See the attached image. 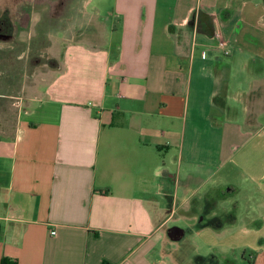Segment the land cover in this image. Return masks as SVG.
<instances>
[{
  "label": "crops",
  "instance_id": "obj_1",
  "mask_svg": "<svg viewBox=\"0 0 264 264\" xmlns=\"http://www.w3.org/2000/svg\"><path fill=\"white\" fill-rule=\"evenodd\" d=\"M108 16L34 87L18 88L10 65L0 78V98L21 95L11 130L0 128V264H175L167 223L198 212L214 179L246 182L243 221L264 207V121L253 115L264 90L251 59L264 58L252 31L264 0H113ZM226 59L251 83L238 92L242 117L222 96ZM256 251L251 264H264V239Z\"/></svg>",
  "mask_w": 264,
  "mask_h": 264
},
{
  "label": "rangeland",
  "instance_id": "obj_2",
  "mask_svg": "<svg viewBox=\"0 0 264 264\" xmlns=\"http://www.w3.org/2000/svg\"><path fill=\"white\" fill-rule=\"evenodd\" d=\"M112 4L113 0H0V74H2L0 78L3 79L1 81L5 84L7 68L12 66L17 73L14 77L18 88L21 89L22 85L34 87L36 75L55 62L54 55H57L64 46L69 45L77 37L85 36L84 32H87L86 28L91 24H95L101 30L98 20L105 23L112 21L108 16ZM95 9L100 10L94 16ZM252 31L257 39L262 40L261 46L258 44L253 49L264 57V27ZM251 59L254 62V77H258V83L254 85L257 90H264V85L262 86L264 79H259L264 77V58L263 62L255 57ZM226 60L228 61H225L224 65L229 71L221 77L220 83L229 81V88L222 96L226 100L230 116L242 117L243 101L238 92L247 89L246 86L251 83L245 80L243 72L242 74L237 70L240 69L239 66L229 59ZM9 93L10 97L3 93L5 97L0 98V128L4 130H11L16 112L12 104H17L21 100V95L13 94L12 90ZM260 108L262 110H255L253 115L260 113L261 120L264 121V101ZM232 181L235 182L213 180V185H233L241 189L238 195L234 194L223 201L220 200L214 215H219L220 210L230 209L239 199L246 204L247 201L249 204L252 203V197L246 196L242 191V188H247L246 182H237L233 179ZM183 183H189L191 189H194L197 182ZM181 192L182 188L178 198L181 197ZM246 204L243 203V210L240 213L234 211V216L238 213V223L221 234L210 229L196 230L195 213L190 214L191 216L186 214L188 217L175 214L167 223L168 228L177 227L182 229L184 234L179 240L166 238L165 245L168 250L171 249L175 264H197L198 259L210 255L217 259L218 264H224L226 260L232 264H246L251 259L254 263L257 257L256 250L260 249L261 241L264 239V207H256L258 218L248 222L243 221L245 208L249 207L248 205L246 207ZM162 205L167 206L166 202H162ZM159 234L161 237L162 231ZM170 260V256L167 257L168 264Z\"/></svg>",
  "mask_w": 264,
  "mask_h": 264
},
{
  "label": "trees",
  "instance_id": "obj_3",
  "mask_svg": "<svg viewBox=\"0 0 264 264\" xmlns=\"http://www.w3.org/2000/svg\"><path fill=\"white\" fill-rule=\"evenodd\" d=\"M240 191H241L240 188L233 185L208 186L203 194L202 211H201V204H200V210L198 212H196L195 203H193L191 207L192 208L191 215L192 213L197 214L195 229L196 230H201L203 228L221 229L223 227L234 224L237 220V214H238L235 213L234 216V211H240L241 209V204L239 200H236L230 209H223L218 211L220 212L219 215H211V213L218 210L216 208L220 200L223 201L227 197L234 194L238 195ZM216 193L218 195H216ZM203 259L202 257L198 259L197 264H218L217 259L212 255ZM200 261L201 263H199ZM1 264H16V263L6 259L3 260ZM224 264H232V263L226 260ZM246 264H251V262L248 260Z\"/></svg>",
  "mask_w": 264,
  "mask_h": 264
},
{
  "label": "water",
  "instance_id": "obj_4",
  "mask_svg": "<svg viewBox=\"0 0 264 264\" xmlns=\"http://www.w3.org/2000/svg\"><path fill=\"white\" fill-rule=\"evenodd\" d=\"M184 232L182 229H179L177 227H172L170 229H168L167 231V236L169 239L172 240H178L183 236Z\"/></svg>",
  "mask_w": 264,
  "mask_h": 264
},
{
  "label": "built area",
  "instance_id": "obj_5",
  "mask_svg": "<svg viewBox=\"0 0 264 264\" xmlns=\"http://www.w3.org/2000/svg\"><path fill=\"white\" fill-rule=\"evenodd\" d=\"M219 47H220V48H224V47H225V42H223V40L220 41V46H219ZM225 54H226V53H225ZM205 56H206L205 54H202L201 58L204 59ZM53 234H54V233H53Z\"/></svg>",
  "mask_w": 264,
  "mask_h": 264
}]
</instances>
